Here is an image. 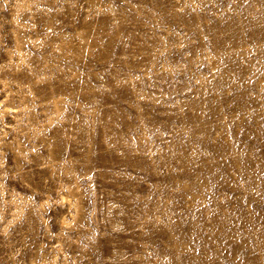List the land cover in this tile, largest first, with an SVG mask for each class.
<instances>
[{
  "label": "rangeland",
  "instance_id": "rangeland-1",
  "mask_svg": "<svg viewBox=\"0 0 264 264\" xmlns=\"http://www.w3.org/2000/svg\"><path fill=\"white\" fill-rule=\"evenodd\" d=\"M0 264H264V0H0Z\"/></svg>",
  "mask_w": 264,
  "mask_h": 264
}]
</instances>
